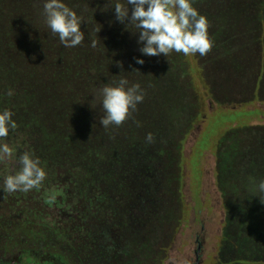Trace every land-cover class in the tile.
Instances as JSON below:
<instances>
[{"label": "trees", "instance_id": "1", "mask_svg": "<svg viewBox=\"0 0 264 264\" xmlns=\"http://www.w3.org/2000/svg\"><path fill=\"white\" fill-rule=\"evenodd\" d=\"M207 1L195 0L193 6L213 29V23L218 24L222 17L208 6L198 8ZM115 2L64 0L82 17L84 32L80 45L67 48L44 23L43 0H0V110L13 111L16 123V128L4 138L15 151L11 159L0 162V181L3 183L6 175L19 169L16 160L25 151L38 158L46 171V178L38 188L27 193L0 192L2 196H10L6 200L23 198L26 202L32 196H50L54 193L51 187L64 183L67 186L103 183L111 187L120 182L123 173L136 174L148 167L163 144L170 145L173 126L185 114L184 90L176 94L178 88H183L180 80L183 75L177 76L179 70L174 68L158 73L153 64L157 58L140 52L144 45L137 42L139 31L128 19L123 23L116 20ZM128 7L130 13L131 6ZM99 25L100 31L96 33ZM222 32L219 27L213 34L227 36ZM96 38L100 43L93 48L91 41ZM217 43L220 49L226 44L220 43V39ZM224 51L228 55L229 47ZM136 59H143L144 63L137 64ZM178 63L186 71L184 59ZM85 66L86 72L74 73ZM55 70L60 71L57 76L50 74ZM51 76L54 78L49 80ZM120 78H126L130 84L139 83L146 93L144 100L119 127L101 126L100 130L97 125L104 112L98 89L118 83ZM9 88L14 90L12 97L4 94ZM80 90L85 97L78 94ZM88 91L95 92L93 102L86 94ZM69 92L73 95L66 94ZM162 105L165 107L160 108ZM74 106L79 116L71 119L67 112ZM92 117L95 125L84 123L93 120ZM190 121L184 119L185 124ZM147 133L153 134L152 143L145 142ZM242 134L240 138L229 134L222 140L223 158L230 165L220 166L219 180L227 210L217 264H264V195L254 188L255 183L264 179V133ZM249 201L253 205L246 208ZM144 204L139 207L147 210L150 206ZM141 217L131 223L133 238L135 243L146 247L147 243L151 245L152 229L157 223L145 218L144 243L135 229ZM151 254L145 257L150 258Z\"/></svg>", "mask_w": 264, "mask_h": 264}, {"label": "rangeland", "instance_id": "2", "mask_svg": "<svg viewBox=\"0 0 264 264\" xmlns=\"http://www.w3.org/2000/svg\"><path fill=\"white\" fill-rule=\"evenodd\" d=\"M206 6L222 17L213 29L208 27L210 51L203 57L172 52L167 58L157 56L153 63L158 73L174 68L177 76L186 75L180 78L184 89L176 92L184 90L185 114L173 126L170 145L163 144L148 167L136 174L123 173L111 187L84 182L72 184L70 190L67 183L51 187L53 198L70 193L66 209L73 215L71 224H61V240L55 238L59 230L47 228L60 226L55 208L34 213L29 211L28 204H35L31 199L21 203L0 195V260L16 247L25 253L48 250L64 264H217L227 210L220 166L230 165L223 158L222 140L229 134L240 138L242 133H264V0H208L198 8ZM219 27L227 36L213 34ZM219 39L226 42L221 49ZM181 57L186 71L179 68ZM81 90L78 94L85 97ZM86 94L93 102L95 92ZM67 114L71 119L79 116L76 106ZM184 119L191 121L185 124ZM84 123L97 122L93 118ZM97 127L101 130V125ZM144 202L150 206L147 210L139 207ZM251 205L253 201L245 204ZM140 216L135 229L144 243L145 218L157 223L146 247L133 238L131 223ZM148 251L150 258L145 257Z\"/></svg>", "mask_w": 264, "mask_h": 264}, {"label": "clouds", "instance_id": "3", "mask_svg": "<svg viewBox=\"0 0 264 264\" xmlns=\"http://www.w3.org/2000/svg\"><path fill=\"white\" fill-rule=\"evenodd\" d=\"M195 0H116L114 14L117 21L123 23L130 20L139 31L138 43H143L140 52L143 56L168 57L172 52L184 56H205L213 46L209 39V22L193 6ZM131 11L129 13V7ZM44 23L50 32L58 37L60 43L67 48H74L84 40L81 31L82 17L69 8L64 0H43ZM101 26L95 29L100 31ZM100 43L96 38L91 41L95 48ZM137 64H143V59H136ZM12 97L14 90L9 88L5 93ZM145 91L139 83L130 84L126 78H120L118 83L105 84L98 89L99 103L104 115L100 125L108 129L119 127L131 112L136 111L142 103ZM14 113L9 108L0 110V162L12 158L14 149L5 142L11 129L16 128ZM137 126H140L137 121ZM153 134L147 133L146 143L153 142ZM19 169L10 172L0 184V192H29L38 188L46 178V171L40 166V160L33 158L25 151L16 160ZM257 193L264 195V179L255 183ZM261 202V201H260ZM264 204V203H262Z\"/></svg>", "mask_w": 264, "mask_h": 264}, {"label": "flooded vegetation", "instance_id": "4", "mask_svg": "<svg viewBox=\"0 0 264 264\" xmlns=\"http://www.w3.org/2000/svg\"><path fill=\"white\" fill-rule=\"evenodd\" d=\"M60 188V186H59ZM68 190H70V187L67 186ZM50 196H46L43 198H39V196H32L30 199L32 202H35V204H28L29 211H33L34 213L44 214L46 213V209L48 206H51L55 208V212L57 211V214L60 215L59 218L56 219V221L60 224V226H54V227H47L50 230L57 229L59 230V235L55 236V238L61 240V234L60 232L61 224H64V222L71 221V216L73 215L72 211L69 212L66 209V206L68 204V201L65 200L70 195L69 192H64L63 194H60L53 198L51 194H48ZM6 197H10L9 195H6ZM29 199V200H30ZM12 200V199H10ZM27 200V202L29 201ZM25 202V199H20L19 202L22 203ZM39 202V203H38ZM33 213V214H34ZM31 224V223H28ZM68 224H71L69 222ZM46 228V227H45ZM45 233L47 235H50L49 232ZM27 256V258H26ZM0 264H64L59 257L52 256L48 250L45 249H39V250H29L28 253L22 252L18 248L14 247L12 248L9 253L0 260Z\"/></svg>", "mask_w": 264, "mask_h": 264}]
</instances>
